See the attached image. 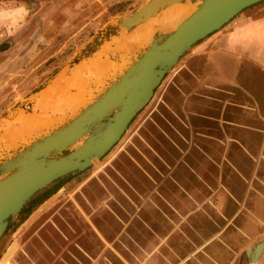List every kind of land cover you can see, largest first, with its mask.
<instances>
[{
  "label": "rangeland",
  "instance_id": "374dc122",
  "mask_svg": "<svg viewBox=\"0 0 264 264\" xmlns=\"http://www.w3.org/2000/svg\"><path fill=\"white\" fill-rule=\"evenodd\" d=\"M146 1L0 0V133L12 113H40L29 106L34 94L53 78L51 85L66 73L80 71L93 56L72 65L85 45ZM180 12L175 18H181ZM120 36L104 42L112 49L108 58L116 61L121 52L114 53L113 43ZM192 49L164 77L105 157L55 182L48 188L60 183L54 194L27 217L18 214L9 222L0 239V264L13 243L11 264H156L154 247L160 245L170 246L172 252L162 247L156 253L159 264L165 259L160 255L170 264H184L188 258V264H198L197 231H217L225 222L219 218L214 224L220 217L219 190L224 192L219 176L225 178L228 172L214 170V124L207 118L213 108L202 99L209 94H191L197 85L211 81L207 56L195 55ZM90 86L93 96L104 83ZM68 90L77 92V87ZM65 110L50 115L64 119L69 114ZM4 145L9 148L0 137V157L11 150ZM244 256L238 264H249Z\"/></svg>",
  "mask_w": 264,
  "mask_h": 264
},
{
  "label": "water",
  "instance_id": "95a60500",
  "mask_svg": "<svg viewBox=\"0 0 264 264\" xmlns=\"http://www.w3.org/2000/svg\"><path fill=\"white\" fill-rule=\"evenodd\" d=\"M185 1L147 0L133 14L117 19L96 34L81 50V58L72 65H79L83 57L99 51L112 37L131 32L169 6ZM189 1L197 3L195 10L179 23L175 22L171 29L157 25L150 41L131 55L126 69L118 75L107 76L103 80L104 87L90 95L84 107L56 120L50 129L9 146V154L0 157V239L9 222L36 194L62 178L84 172L111 151L188 50L245 9L264 0ZM52 81L34 94L30 107L39 106L38 94ZM254 248L246 251L251 263L263 251L264 241Z\"/></svg>",
  "mask_w": 264,
  "mask_h": 264
},
{
  "label": "crops",
  "instance_id": "0c3cea01",
  "mask_svg": "<svg viewBox=\"0 0 264 264\" xmlns=\"http://www.w3.org/2000/svg\"><path fill=\"white\" fill-rule=\"evenodd\" d=\"M192 50L195 55L207 56L211 81L197 85L191 94L197 93L199 97H202L200 93L209 94L203 95L202 99L211 102L213 108L211 117L207 118L214 124V149L218 156V160H214V170L220 173L226 170L228 172L225 178L219 176V189H224L225 193L219 190L222 197L218 207L220 217L214 219V224L218 225L219 218L225 222H222L217 231H197L201 242L197 246L196 260L198 264H238L244 253L247 263L262 264L264 249L254 263L249 261L246 251L264 241V1L242 11L219 31L194 45ZM106 57L105 53L100 54L78 73L74 71L73 74H76L72 77L70 73V78H65L56 92L64 91L66 87L73 85L77 87L78 92L80 80L83 79L86 82L87 79L89 82L97 81L94 85L103 83L102 80L111 76H103L102 71L100 72L105 63L100 61ZM93 75L94 79L91 78ZM82 81L83 85L88 84ZM50 88L48 86L40 94ZM187 96H190V93ZM42 99L38 98V101ZM69 100L70 98L68 104ZM197 102L200 106L199 101ZM41 106H37L38 110L43 108ZM53 109L52 111L55 110ZM40 111L36 112V115L33 114V117L43 118L44 121L51 118V110ZM13 115L20 116L21 121L28 118L17 113H12L11 116ZM7 121L9 122V119ZM4 131H7L6 126L2 133L7 139L9 134L10 139L16 136V131L8 130L7 135ZM230 200L232 203L228 207ZM231 208L234 210L230 213ZM162 247L171 251L168 245L155 246V255L151 257L156 258V264L161 262L156 253H159ZM14 248L9 250L1 264H11L9 255L14 252ZM160 257H165L163 264H170L167 256ZM189 260L190 258L184 264H188ZM180 262L182 263L183 259Z\"/></svg>",
  "mask_w": 264,
  "mask_h": 264
},
{
  "label": "bare ground",
  "instance_id": "6f19581e",
  "mask_svg": "<svg viewBox=\"0 0 264 264\" xmlns=\"http://www.w3.org/2000/svg\"><path fill=\"white\" fill-rule=\"evenodd\" d=\"M196 5H197L196 2L195 3H192L191 1L186 0L184 3H175V4L171 5V6H169L167 8V10H165V11L162 12V14H160V15L158 14L159 16H161V17H159V20L158 21L150 22L152 19H156V17H158V15H156L155 17L150 18L144 24H141L136 29H134L131 34H128L126 36H120L119 35L120 37H118L117 40H115L114 43H113L115 45V47H116V49H115L116 51H114V53H120L121 52L120 55L117 54L115 56V57H117V56L119 57V60L117 58V61L118 62L116 61V58L115 59H113L112 57L108 58L109 57L108 54H110L109 52L112 49L110 48L109 45L104 44L99 49V51H97L96 53H94L92 57L87 58V60H85V62L82 63V64H85L86 63L85 65H82L81 64L82 67L79 66V67H81L80 70H82L84 67H86L89 64H91L92 61L95 58H97V57L100 56V54L102 55V54L105 53V55L107 57L103 61H100V63L105 62V63H103V69L102 68H101L102 70L99 69L100 72L102 71L101 74L104 76V75H109V74H111V75H116L117 74L118 75V74L122 73V71L125 70L126 69V66L129 64L128 63L129 62V59L127 58L128 55L129 54L130 55H133L138 49H140L141 47H144V45H146L150 41L151 36H152V33H153V30L155 28L154 27V25H155L154 23L157 22L156 26L158 25L160 28H164V29H169L170 28L171 29V28L174 27L175 22L179 23L180 21H182L183 19H185L186 17H188L195 10ZM184 9L186 10V13H184L185 12ZM180 11H184V12H180ZM178 12H180L179 16H181V18H175V14L178 13ZM170 18H172V19L174 18L175 21H170L169 20ZM112 56H114V54ZM78 72H76V73H78ZM99 73H98V76L97 77H99ZM69 74H67V73L64 74V76H63V78L61 80H59L57 83H55L53 85H50L51 86V89L50 90H47L45 93L39 95V97H38L39 99L43 98L39 102L40 103L39 105H42L41 107H43V108H41L42 110H46V111L49 112V110L52 111V109L54 108L55 110H61V111H63V109H66L65 112H67V111L68 112H74L76 109H78L80 107H84L87 104V102H88L87 99H89L88 97L91 94V92H90V90H91L90 89L91 88V86H90L91 85V82H92V85H93V82L94 83L97 82L95 80H92V79H94L93 78L94 75L91 77L92 78L91 79L92 81H90V82H86V81H84V79H83V81L80 80V87H81V89L79 90V88H80L79 87L78 88V92H74V90H72L73 93H71L68 90L69 88L66 87L67 89L65 88L64 91L61 90L60 92L58 91V93H57L56 91L60 88L59 86L62 85V82H64L66 80L65 78L69 79L70 77H72L73 75H75V74H73V75H70V77H69L68 76ZM88 80L89 79H87V81ZM81 81L84 82V84H85V82L88 83V84L83 85L81 83ZM89 83H90V85H89ZM75 84L77 85V83H75ZM99 84H100V82H99ZM78 85H79V81H78ZM92 88H94V87H92ZM70 90H71V88H70ZM67 98L68 99L70 98V100H69L70 101L69 102L70 104H68V99ZM26 110H27V108H26ZM26 110H25V112H26ZM21 113L22 112H20V114ZM64 114L65 113H63V116H64ZM34 115H36V114H34ZM34 115L32 114L30 117H29V115L28 116L27 115L24 116L26 118L27 117L30 118V120H28V118H27V120H26V118H24L26 121H23V120L21 121V119H19L20 116L19 117L16 116V115L11 116L10 119H9V122L7 121V124H8V125H6L7 131H4V132L7 135V133L9 132L8 130L16 131V136H13L10 139L9 138L10 137V134H9L8 135V139H7V137H3V133H0V137H2L3 139L6 138L5 141L7 142L8 146H14L18 141L22 140L26 136H29V135H32V134L41 133V132H43L45 130L50 129L52 126H54L56 124V119H51L52 117L50 119L44 121L43 118H42L43 119L42 120L39 117H36V118L33 117ZM18 120H20V121H18ZM17 121H18V123H17ZM13 134H14V132H13ZM11 135H12V132H11ZM4 147H7V146L4 145ZM2 150L4 151V149H2ZM5 152L7 153V151H5ZM12 247H15L16 248V245L13 243L9 247V249L6 251L4 257L9 254V250ZM254 249H252V250H254ZM11 255H9V259H10Z\"/></svg>",
  "mask_w": 264,
  "mask_h": 264
},
{
  "label": "trees",
  "instance_id": "16d2710c",
  "mask_svg": "<svg viewBox=\"0 0 264 264\" xmlns=\"http://www.w3.org/2000/svg\"><path fill=\"white\" fill-rule=\"evenodd\" d=\"M60 188V184H58L53 189H46L45 191H42L34 196V198L26 204V206L22 209V211L19 213V215H27L30 214L31 209L33 207H36L37 205H40L43 203L46 199H48L52 194H54L58 189ZM25 217H22L21 219H25Z\"/></svg>",
  "mask_w": 264,
  "mask_h": 264
},
{
  "label": "flooded vegetation",
  "instance_id": "af4514ba",
  "mask_svg": "<svg viewBox=\"0 0 264 264\" xmlns=\"http://www.w3.org/2000/svg\"><path fill=\"white\" fill-rule=\"evenodd\" d=\"M67 178L65 177V178H62V179H60V182H62V181H64V180H66ZM56 182H59V180L58 181H56ZM60 184V183H59ZM58 185V184H57Z\"/></svg>",
  "mask_w": 264,
  "mask_h": 264
}]
</instances>
